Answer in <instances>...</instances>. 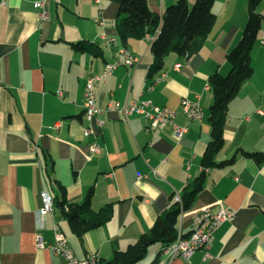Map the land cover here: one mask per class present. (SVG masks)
Wrapping results in <instances>:
<instances>
[{
    "label": "crops",
    "instance_id": "obj_1",
    "mask_svg": "<svg viewBox=\"0 0 264 264\" xmlns=\"http://www.w3.org/2000/svg\"><path fill=\"white\" fill-rule=\"evenodd\" d=\"M37 1L0 0V264H65L50 246L54 223L80 258L96 252L103 264L148 232L203 171L202 158L212 139L209 78L216 71L229 73L227 55L242 37L249 0H215L216 22L200 50L189 59L170 53L163 70L152 77L150 36L122 41L117 1L47 0V18L41 17ZM148 1L163 14L178 0ZM258 11L264 12V0ZM104 36L113 40L107 42ZM78 41L95 44L99 53L76 49L73 43ZM122 46L139 59L135 65L126 63ZM114 61L121 64L97 85L104 125L86 135V81ZM252 64L254 74L230 102L219 162L238 151L264 152V20ZM162 73L166 76L155 81ZM185 97L199 99L202 120L186 116ZM132 99L173 107L175 123L188 131L179 138L172 124L148 130L144 116L133 114L126 121L109 107L110 102ZM93 142L101 151L90 156ZM91 187L94 210L114 207L109 222L79 237L55 207L38 229L44 189L81 203ZM205 209L234 216L213 234L210 256L200 249L189 261L179 257L174 264H264V162L240 152L231 163L207 168L204 189L180 215L179 234H190L195 216ZM39 232L43 247L37 242ZM164 246L161 241L152 244L135 264H163Z\"/></svg>",
    "mask_w": 264,
    "mask_h": 264
},
{
    "label": "trees",
    "instance_id": "obj_2",
    "mask_svg": "<svg viewBox=\"0 0 264 264\" xmlns=\"http://www.w3.org/2000/svg\"><path fill=\"white\" fill-rule=\"evenodd\" d=\"M114 1L120 5L117 29L122 41L126 42L130 37L139 39L152 36L158 31L151 43L154 53V62L148 71L151 77L163 70L166 57L170 53L176 52L189 59L199 51L217 18L213 10L215 0H196L193 5L190 0H178L168 6L163 14L152 10L148 0ZM262 1L248 2L249 16L242 37L227 55L231 65L229 73L224 75L216 71L209 78V86L214 94L209 117L212 139L202 158L203 171L184 188L181 194L182 202L174 199L172 206L158 215L155 224L148 232L143 233L126 250L116 251L113 257L103 264H135L146 256L152 244L161 241L166 246L175 241L180 232V215L192 207L198 194L204 189L207 168L231 163L240 152L255 158L259 163L264 162V152L246 150L238 151L231 159L221 162L217 160L219 152L226 143L225 128L230 102L239 93L243 83L254 74L252 50L264 20V12L258 11ZM73 45L81 51L99 53L98 47L93 43L78 41ZM59 186L65 193V186L61 183ZM92 197L93 187L81 203H69L65 194L63 199L57 195L53 196L55 207L68 218L73 233L79 237H83L93 228L106 224L114 216L112 205L104 206L98 211L94 210Z\"/></svg>",
    "mask_w": 264,
    "mask_h": 264
},
{
    "label": "built area",
    "instance_id": "obj_3",
    "mask_svg": "<svg viewBox=\"0 0 264 264\" xmlns=\"http://www.w3.org/2000/svg\"><path fill=\"white\" fill-rule=\"evenodd\" d=\"M47 0H39L35 3V6L41 8V17L47 18L48 11L45 8V2ZM60 2L61 0H53ZM159 30V29H158ZM156 34L150 36L151 42L156 37ZM107 42L113 39H107ZM121 52L126 55V63L135 65L138 62V58L125 46L121 47ZM119 61L109 62L106 65L104 72L100 74L91 75L85 84L84 88V109L86 117L89 121V125L85 128L86 135L96 134V127L104 125V120L101 118L103 108L97 101V85L99 81L106 80L115 69L120 65ZM181 63H178L176 67H180ZM166 76V73H162L160 77L155 81ZM154 86L151 84L148 86V90H153ZM59 95H62V91H59ZM183 111L189 120H202L204 118V109L200 104L199 99H190L185 97L182 100ZM110 108L117 109L123 119L130 120L133 114H140L144 116L147 121V129L153 130L158 127L172 124L174 132L177 137L181 138L187 131V126H181L175 123V117L177 110L171 106H158L152 99H132L125 101L110 102ZM101 151L100 145L97 142L90 144V156ZM43 206L38 212V229H42L45 226V217L52 214L55 210V202L50 190L44 189L41 193ZM176 200L182 202L181 195L176 196ZM233 212L221 210L213 211L211 209H205L194 218L193 229L190 234L184 236L179 234L178 238L172 243L166 245V254H161L163 264H174L176 258H182L189 261L197 250L205 249L206 255L210 256L209 248L211 245V239L218 227L226 220L232 219ZM54 230V242L50 245L54 252L64 259L65 264H99V257L96 252H90L85 258H80L70 245L69 239L66 233L62 230L58 223L53 224ZM38 245L43 247L45 242L42 234L39 232L37 235Z\"/></svg>",
    "mask_w": 264,
    "mask_h": 264
},
{
    "label": "bare ground",
    "instance_id": "obj_4",
    "mask_svg": "<svg viewBox=\"0 0 264 264\" xmlns=\"http://www.w3.org/2000/svg\"><path fill=\"white\" fill-rule=\"evenodd\" d=\"M162 254H166V246H164V248L162 249Z\"/></svg>",
    "mask_w": 264,
    "mask_h": 264
},
{
    "label": "rangeland",
    "instance_id": "obj_5",
    "mask_svg": "<svg viewBox=\"0 0 264 264\" xmlns=\"http://www.w3.org/2000/svg\"><path fill=\"white\" fill-rule=\"evenodd\" d=\"M192 258V257H191Z\"/></svg>",
    "mask_w": 264,
    "mask_h": 264
}]
</instances>
